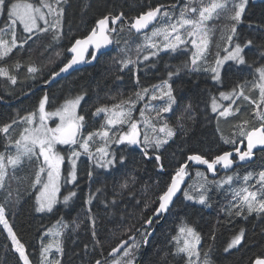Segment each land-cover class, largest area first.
Here are the masks:
<instances>
[{"label":"snow or ice","instance_id":"snow-or-ice-1","mask_svg":"<svg viewBox=\"0 0 264 264\" xmlns=\"http://www.w3.org/2000/svg\"><path fill=\"white\" fill-rule=\"evenodd\" d=\"M249 2L174 0L167 5H148L130 19L123 11H108L95 20L86 35L73 37L69 46L55 51L57 58L63 57L62 66L44 80L46 85L74 66L97 60L110 45L121 44L125 31L140 37L139 42L124 39L112 58L118 73L115 79L121 81L130 75L134 84L131 91L110 96L109 102L95 106L90 114L82 105L87 96L83 89L69 91L54 108L45 92L32 110L23 115L18 111L10 121L0 124V231L10 242L4 250L16 254L17 264H63L66 234L85 222L99 245L95 204L102 203L107 211L125 196L136 199L137 170L127 168L134 152H139L141 164L152 162L153 168L161 175L167 173L168 179L162 187L156 181L154 198L143 201L145 209L155 205L151 215L142 217L139 227L128 225L126 238L93 264H136L137 252L149 244L154 225L172 213L178 194L183 197L182 204L208 208L214 195H222L225 202L220 211L225 223H232L234 218L246 221L253 215L264 217V169L243 176L235 170L238 162L253 159L254 150L264 151V43L257 46L255 39L239 32ZM67 5L68 0H0V78L13 86L21 73L37 78L39 66L12 57L19 51H31L41 35L50 37L44 51L66 39L71 31L66 30ZM249 27L264 31V23L249 22ZM257 47L258 58L250 62L246 50ZM161 54L185 59L179 64L166 63L165 73L157 82H143L141 73L147 78L162 59ZM241 66L249 70V76L226 88L229 72L240 71ZM200 75L207 76L215 89V93L209 88L203 90L209 93L210 103L205 105L212 113L209 122L215 120L220 142L231 147H220L214 155L194 149L182 152L173 165L166 162L165 153L179 136L188 135L189 122L195 120L191 100L176 116L180 107L176 81L182 76ZM194 83L199 86L198 80ZM221 121L231 123L229 134L219 127ZM172 155L175 158L176 154ZM82 157L87 159L84 176L88 185L83 218L78 214L68 221L59 215L50 226L42 225L38 253L30 252L12 222L13 209L25 196L41 216H57L61 208L70 209L81 187L78 162H83ZM215 239L213 230L210 240ZM202 240L196 225L181 219L169 238L170 251L165 253L164 264L168 255L180 258L182 264H214L212 244L205 249ZM245 242L246 230L241 227L232 232L223 251L238 250ZM249 264H264V246L249 258Z\"/></svg>","mask_w":264,"mask_h":264},{"label":"trees","instance_id":"trees-1","mask_svg":"<svg viewBox=\"0 0 264 264\" xmlns=\"http://www.w3.org/2000/svg\"><path fill=\"white\" fill-rule=\"evenodd\" d=\"M174 0H68L66 13V30L71 31L68 37L62 40V45H53L48 51H44V46L49 43L50 37L41 35L37 44L32 45L31 51H19L12 57L13 60L19 59L24 64L34 63L41 68V72L37 78L33 80L27 77L25 73H21V79L13 86L6 80L0 78V124L10 121L19 111L21 115L32 110L40 97L45 92H48L51 100V108L56 107L61 103L69 91L75 93L81 89L87 92L83 107L91 113L95 106L101 103L109 102V97L117 93H127L134 88L133 81L130 75H124V79L117 81L115 76L117 67L113 63V57L117 55L119 48L122 46L124 39L139 42L140 37L135 33L129 35L127 31L121 34V44H113L114 48L111 52L103 55L95 66H90L76 71L71 76L60 80L50 88H39L44 84V80L48 79L53 70L58 71L62 66L61 58L55 56V51L69 46V41L73 37H81L86 35L94 25L96 19L100 18L108 11L119 12L123 11L129 19L138 15L141 11L147 10V6H155L157 4H171ZM249 22L254 25L264 23V4L253 3L250 0L246 18L243 24L239 26V32L245 37H251L256 40L257 46L264 43V31L254 30L249 27ZM219 39L217 33L216 40ZM27 48V46H26ZM215 53V45L212 48ZM43 52V55L41 53ZM247 58L251 62L252 59L258 58L259 48L248 49ZM51 59V63H49ZM184 56L162 55V59L157 61V65L151 70L147 78L141 73V78L145 83H155L158 78L165 73V64H179L184 60ZM249 76V70L241 66L240 71L233 70L229 72L225 80L226 88L232 87L240 79ZM199 81L197 87L194 81ZM179 86L177 92L180 98V107L177 108L176 116H179L183 105L191 100L194 104L193 115L194 122H189V132L185 137L179 136L174 143H171L168 151L165 153L166 162L175 164V160L181 159V153L189 150H197L210 155H214L218 148L231 146L222 145L219 136L216 132V122H209L212 113L210 108L205 107L209 101V93L203 92L204 89H211L212 82L205 75L189 78L182 76L176 81ZM31 89V91H29ZM223 90V89H222ZM27 93V94H25ZM207 117V118H206ZM175 121V117L172 118ZM219 127L225 135L231 132V123L220 122ZM19 131V129H17ZM175 153V158H173ZM83 162L79 163L80 174V190L78 197L74 200L70 209L65 211L61 208L57 216H41L32 209V200L27 196L23 197L20 203L13 209L12 222L15 229L21 236L23 242L28 246L29 251L38 253V238L40 235L41 226H50L51 223L59 216L63 215L68 221L76 218L81 214L83 218V200L88 193L87 178L84 176V169L87 165V159L83 157ZM139 152L132 153V158L129 159L127 168L129 171L136 169L138 183L136 185L137 196L133 200L127 196L115 208H110L105 211L102 203L95 204V212L97 214L96 232L97 239L100 244L94 243L91 235V228L85 222L81 224L79 229L70 230L64 238L65 255L63 264H93L96 259L107 257L108 252L112 247H115L124 236V230L130 224H135L137 227L142 222V217L146 218L151 215V209L155 205H151L148 209L144 208L143 201L154 198L153 194L158 191L156 181L163 182L168 179L167 173L161 175L154 168L152 162L145 161L140 163ZM203 170V168H201ZM264 169V151L259 152L257 160L249 165L237 168L241 175L248 171L258 173ZM169 168L168 171H171ZM194 175V173H193ZM190 182V181H189ZM147 186V187H145ZM111 187H109V193ZM142 201L137 204L136 201ZM183 197L176 201V207L167 218L159 224L156 234L151 238L149 247L142 246L136 255V264H164L165 253L169 252L168 241L171 235L175 234V230L181 219H187L196 225L201 232L203 240L202 244L205 249L209 243L212 244L211 256L214 264H249V258L254 253L261 250L264 246V217H256L255 215L248 217L245 221L240 218H234L232 223H225V217L220 211L221 205L225 202L222 195H214L212 199V207H203L193 205L191 202L181 201ZM220 221L218 224L217 222ZM246 230V242L243 247L236 250H231L225 253L223 248L233 231L239 228ZM215 230V241L210 240V235ZM5 235L0 231V264H17L16 254L8 250H4L3 246L10 242L5 238ZM85 245H88L85 251ZM167 264H182L178 257L168 255Z\"/></svg>","mask_w":264,"mask_h":264},{"label":"water","instance_id":"water-1","mask_svg":"<svg viewBox=\"0 0 264 264\" xmlns=\"http://www.w3.org/2000/svg\"><path fill=\"white\" fill-rule=\"evenodd\" d=\"M252 1H253V3H263V4H264V0H252ZM113 48H114V45H110L107 49H104V50H103V51H104V55L107 54V53H109V52H111V51L113 50ZM102 56H103V55H99L98 58H97V60L92 61L91 63H86V64H81V65L74 66V68L71 69V70H69L68 73H63V74H61V76H60V77H57V78L55 79V81H53L51 84H47V85H46V84H43V85L40 86L39 88H50V87H52L54 84H56L57 82H59L60 80L65 79V78L71 76L73 73H75V72L78 71V70H81V69H83V68L90 67V66H95V65L97 64V62L99 61V59H100ZM254 151H255V156L253 157V159H252L251 161H249V162H247V163L238 162V164L235 166V169H237V167L246 166V165H249V164L255 162V161L257 160V153L262 152V151H260L259 149L254 150ZM200 167H201V168H204V166H200ZM181 196H182V195L178 194V198H177V200H178L179 198H181ZM177 200H176V201H177ZM166 218H167V216H166L163 220H161L160 223H162ZM158 227H159V225H157V226L155 227V232H154V234L152 235V237L156 234V232H157V230H158ZM152 237H150V240H151ZM149 243H150V242H149ZM148 247H149V244L146 246V248H148Z\"/></svg>","mask_w":264,"mask_h":264},{"label":"rangeland","instance_id":"rangeland-1","mask_svg":"<svg viewBox=\"0 0 264 264\" xmlns=\"http://www.w3.org/2000/svg\"><path fill=\"white\" fill-rule=\"evenodd\" d=\"M249 3H250V2H249ZM0 26H2V25H0ZM59 45H62V43H59ZM161 55H163V54H161ZM157 64H158V63H156V65H157ZM156 65H155V66H156ZM82 103H83V102H82ZM83 160H84V159H83V157H82V158H81V161H83ZM79 163H80V162H78V166H79ZM235 170H236V169H235ZM236 171H237V170H236ZM237 172L240 173V171H237ZM240 175H241V173H240ZM241 176H242V175H241Z\"/></svg>","mask_w":264,"mask_h":264},{"label":"flooded vegetation","instance_id":"flooded-vegetation-1","mask_svg":"<svg viewBox=\"0 0 264 264\" xmlns=\"http://www.w3.org/2000/svg\"><path fill=\"white\" fill-rule=\"evenodd\" d=\"M257 155H258V153H257ZM237 168H239V167H237Z\"/></svg>","mask_w":264,"mask_h":264}]
</instances>
